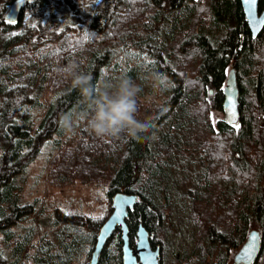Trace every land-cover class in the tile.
Segmentation results:
<instances>
[{"label":"trees","instance_id":"16d2710c","mask_svg":"<svg viewBox=\"0 0 264 264\" xmlns=\"http://www.w3.org/2000/svg\"><path fill=\"white\" fill-rule=\"evenodd\" d=\"M62 4L73 16L79 12L80 0H32L25 12L37 21L27 28L0 18V233L7 245L12 227L38 205L22 195L29 166L72 128L74 138L50 158V186H106L110 201L102 217L55 210V223L92 229L84 264L119 191L139 197L126 219L133 247L142 223L164 255L170 234L187 220L194 237L172 264H227L255 220L262 249L254 264H264V28L252 38L240 0H97L79 27L64 21ZM233 64L240 125L215 126L212 113L223 111ZM69 66L71 75L64 71ZM79 74L91 76L97 91L108 85L115 91L130 79L139 88L136 118L147 130L138 138L97 137L88 126L91 107L73 87ZM160 77L167 79L161 102L140 103L144 88ZM121 247L117 228L100 264H122ZM21 248L12 249L14 262L0 248V264H18ZM32 264L48 263L38 256Z\"/></svg>","mask_w":264,"mask_h":264},{"label":"rangeland","instance_id":"374dc122","mask_svg":"<svg viewBox=\"0 0 264 264\" xmlns=\"http://www.w3.org/2000/svg\"><path fill=\"white\" fill-rule=\"evenodd\" d=\"M96 3L97 0H80V9L75 16H73V11L69 6L65 4L58 6V8L62 12L64 21L69 23L68 25L79 27L86 25V22L92 18ZM10 4L5 7L6 0H0V15L2 14L0 18L3 19ZM36 21V18L26 12L20 19L22 28H27ZM127 54L128 51L124 48L118 52V57L123 60L125 65V59H128ZM135 63L134 61L132 64ZM166 82L167 79L164 77L153 80L152 85H148L149 88H144V95L138 98L139 102L145 106H152L161 102L164 97L162 89L167 84ZM212 95L213 93L210 94V97ZM34 117L38 121L41 118V113L36 110ZM223 118V111H213L212 120L215 126ZM239 125L240 122L234 126L239 127ZM75 134L71 128L62 139L58 140L55 137L50 140L29 166L22 195L25 201L38 200L36 212L26 216L16 227H12L14 237L10 238L8 245L5 236L0 233V248L10 258L11 262L15 261L12 249L21 245L18 264H32L38 256L44 258L48 264H84L86 261L90 249L92 229L61 221L55 223V210L83 213L92 217L105 216L110 209V201L107 195L108 187L75 185L60 189L50 186L48 177L50 158L58 151L59 147L71 141ZM177 226V229H174L170 234L171 242L164 255L162 251V259L166 261V264H172L174 257L179 256L186 244H189L194 237L191 222L183 220L182 224L178 223ZM253 229L261 233V228L255 220L251 223L249 232ZM239 249L231 251L227 264H235L233 258Z\"/></svg>","mask_w":264,"mask_h":264},{"label":"water","instance_id":"95a60500","mask_svg":"<svg viewBox=\"0 0 264 264\" xmlns=\"http://www.w3.org/2000/svg\"><path fill=\"white\" fill-rule=\"evenodd\" d=\"M32 0H13L4 20L19 22L25 8ZM245 21L248 24L252 38H257L264 28V6L259 8L260 0H240ZM11 23V24H15ZM212 90L210 94H212ZM222 110L224 118L222 121L230 126H234L241 120L240 110V89L238 85L235 64L227 74L226 85L223 89ZM137 194H128L123 191L116 192L112 196V213L99 229L96 237L94 249L91 253L88 264H100L101 254L105 250L109 241L113 237L117 228L121 230L122 239V264H161L162 249L160 246L152 247L150 233L141 223L137 230L136 246L132 247L129 237V227L126 219L129 212L134 210L137 201ZM262 249V235L253 229L248 234L247 240L234 255L235 264H254L260 257Z\"/></svg>","mask_w":264,"mask_h":264},{"label":"clouds","instance_id":"9594fccd","mask_svg":"<svg viewBox=\"0 0 264 264\" xmlns=\"http://www.w3.org/2000/svg\"><path fill=\"white\" fill-rule=\"evenodd\" d=\"M73 74L74 66L64 69ZM92 77L85 74L75 75L73 87L79 89L84 100L89 103L92 114L88 120L90 130L99 138H119L122 134L138 138L148 125L136 118L138 111L136 96L139 88L128 78L120 80L115 91H97L91 83ZM70 126V123H69Z\"/></svg>","mask_w":264,"mask_h":264},{"label":"snow or ice","instance_id":"6c2138e0","mask_svg":"<svg viewBox=\"0 0 264 264\" xmlns=\"http://www.w3.org/2000/svg\"><path fill=\"white\" fill-rule=\"evenodd\" d=\"M21 2H23V0H21ZM10 23H15V21H10Z\"/></svg>","mask_w":264,"mask_h":264},{"label":"bare ground","instance_id":"6f19581e","mask_svg":"<svg viewBox=\"0 0 264 264\" xmlns=\"http://www.w3.org/2000/svg\"><path fill=\"white\" fill-rule=\"evenodd\" d=\"M115 168V167H114ZM117 170V169H116ZM113 174V173H112ZM114 175V174H113ZM110 177H112V176H110ZM251 217V216H250ZM250 223V222H249ZM251 224V223H250ZM245 227V226H244Z\"/></svg>","mask_w":264,"mask_h":264}]
</instances>
